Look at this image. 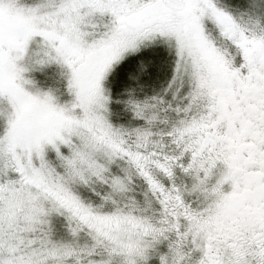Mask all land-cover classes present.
I'll list each match as a JSON object with an SVG mask.
<instances>
[{
  "label": "snow or ice",
  "instance_id": "snow-or-ice-1",
  "mask_svg": "<svg viewBox=\"0 0 264 264\" xmlns=\"http://www.w3.org/2000/svg\"><path fill=\"white\" fill-rule=\"evenodd\" d=\"M0 264H264V0H0Z\"/></svg>",
  "mask_w": 264,
  "mask_h": 264
}]
</instances>
